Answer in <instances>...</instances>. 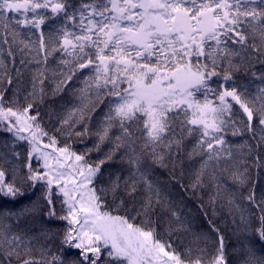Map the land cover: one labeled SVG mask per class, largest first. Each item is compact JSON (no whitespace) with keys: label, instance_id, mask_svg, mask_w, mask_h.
<instances>
[{"label":"snow or ice","instance_id":"snow-or-ice-1","mask_svg":"<svg viewBox=\"0 0 264 264\" xmlns=\"http://www.w3.org/2000/svg\"><path fill=\"white\" fill-rule=\"evenodd\" d=\"M257 64L264 0H0V264H229L213 222L225 208L250 233L233 250L240 264H264L252 238L264 245V191L251 171L264 159L227 139L264 147ZM241 69L251 79L239 81ZM73 83L70 106L48 112L47 128L39 108L49 90L56 97ZM88 139L77 152L73 142ZM185 160L199 166L186 175ZM160 170L168 180L152 178ZM169 184L201 201L205 217L211 210L207 232ZM28 217L42 218L38 236L13 230Z\"/></svg>","mask_w":264,"mask_h":264},{"label":"trees","instance_id":"trees-1","mask_svg":"<svg viewBox=\"0 0 264 264\" xmlns=\"http://www.w3.org/2000/svg\"><path fill=\"white\" fill-rule=\"evenodd\" d=\"M70 2L71 3H77V0H70ZM47 30H48V26L46 25L45 31L47 32ZM24 38L25 39L29 38V37H27L26 33H25ZM32 38H34V37H32ZM58 58L59 57L57 56L56 59H50V63L48 66L50 68H55L56 60ZM17 66H19L18 62H17ZM31 67L34 69L36 66L32 65ZM254 70L257 73H259L260 71H264V65L257 64L255 66ZM13 75H14V73H13ZM26 79H27V77H26ZM237 79L241 82H246L247 80L251 79V76L250 75L245 76L243 73V69H241V73L237 74ZM48 83H51V81H49ZM259 83L260 82L258 80H253L252 81L253 89H254L255 85L259 84ZM79 86H80L79 84L73 83L72 86L70 88H68L65 93H63L62 95H58L56 97H52L50 94V90H49V96H48L46 102L44 104H42L39 108V111L41 112V114L43 116V123L47 128H52L55 126L54 125V118L52 121H50L47 113L50 111H53V110L56 111L57 113H60V112H62V110L65 106H70V105H68L67 102L72 99V89L77 88ZM97 119H99V114L93 117V120H92L93 130H95V124H96ZM6 138L7 137L5 136V134L0 133V140H4ZM227 139L231 145H233L234 147L239 149V151L245 155L247 154V149L244 148L243 145L245 144V141H247L248 144H252L253 148H254V150L252 152V157L255 158V156L260 155L262 157V159H264V147H261L258 150L255 149V142L253 140H251L248 135H245L243 137H239V136L233 137V136L229 135L227 137ZM73 143H74L75 150L77 152H83L86 147L92 146V143H94V140L88 139L84 143H80L79 141H74ZM189 147H190V145H189ZM16 150L20 151L23 155L26 156V151H27L26 146H17ZM106 150L107 149H104V151H106ZM102 158H103L102 153L93 152L91 155V160H93V161H98L99 159H102ZM249 162L251 163V161H249ZM198 166H199L198 160L195 164H192L190 161H187V160H185L183 163V169H184L186 175L188 174V172L190 170H192ZM110 170L111 169H109L107 167L104 168L105 177L107 176V173ZM251 171H252V179L254 181L258 180V183L256 184L257 193L264 191V169L258 170L255 168V166H253ZM152 178L153 179H159L161 181H166V180H168L169 176H168V173H166L164 170H160V171H157L153 175ZM184 182L187 183L188 180L186 179ZM206 183H207V181H206ZM227 187L230 189L232 188L231 180H227ZM212 188H214V185L212 187L208 188L204 193H202L203 201L205 202V204L208 201L209 194L211 193ZM168 190L173 193L172 198L174 200H176L177 202H179L182 198L184 199V203L182 205H180V207L183 208V212L185 214H189V213L191 214V218H192L194 224L199 225V227L196 230L207 232L208 231L207 221L210 219H213L211 210H209L208 216L205 217L203 215V213L201 212V210L199 208H197V204L200 203L201 201H198V200L194 201V200L188 199L187 197L190 195V193H182V192H180L178 187H175L171 184L168 185ZM38 194L39 193H37V195ZM226 198L227 197H225V199ZM21 203H28V201L23 200ZM237 203H239V201H237ZM19 206H20L19 204L13 205L11 203H7L4 205L5 208H18ZM240 207H241V209L245 210L244 215L248 219V221L250 222L251 228L254 229V228L258 227L259 226L258 222L255 219H253L251 212L248 210V205L247 204H241ZM41 219L42 218L28 217L24 220H21L18 225H14L13 230L18 231V232L24 231L27 233L28 236H38L39 233L42 231ZM213 222L217 225V227H219L221 229V232L224 235L225 243L227 246L229 264H240L242 257H239L238 255L234 254L233 250L235 248L239 247V245L237 244L238 237L242 239L245 235L250 234L248 232L242 231L244 226L241 224V221H240V212L237 211L233 215H229L228 209L225 208V209H223V211H221L219 213V215H217L215 217V219H213ZM43 224L47 228H50L53 230L63 228L62 222L44 221ZM252 238L256 240L255 247L257 249V255L258 256H264V245H261L259 243L258 238L254 237V236ZM188 239H190V237ZM40 242L43 243V241H40ZM58 243H59V241L57 240L55 242V244L53 245V251H57ZM33 252H34V254L38 255V253L36 252V246H34ZM12 264H16V261L13 260Z\"/></svg>","mask_w":264,"mask_h":264}]
</instances>
